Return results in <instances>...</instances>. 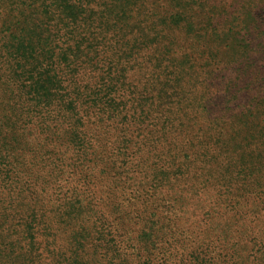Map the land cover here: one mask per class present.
<instances>
[{
    "label": "trees",
    "instance_id": "trees-1",
    "mask_svg": "<svg viewBox=\"0 0 264 264\" xmlns=\"http://www.w3.org/2000/svg\"><path fill=\"white\" fill-rule=\"evenodd\" d=\"M137 9L140 0H0V264L204 263L182 239L123 240L170 209L157 190L126 181L120 165L104 197L90 180L95 161L120 153L125 129L109 107L147 101L172 68L153 65L160 39L130 26ZM66 184L90 200L89 216L60 199Z\"/></svg>",
    "mask_w": 264,
    "mask_h": 264
},
{
    "label": "rangeland",
    "instance_id": "rangeland-1",
    "mask_svg": "<svg viewBox=\"0 0 264 264\" xmlns=\"http://www.w3.org/2000/svg\"><path fill=\"white\" fill-rule=\"evenodd\" d=\"M140 6L127 13L130 26L148 27L149 38L160 39L149 50L153 65L172 68L147 101L109 107L125 129L120 153L95 161L90 180L101 181L103 196L104 187H114L105 178L122 168L126 181L144 182L169 204L126 227V243L142 239L157 248L174 237L203 264H264V0ZM103 123L112 130V121ZM66 185L60 199L76 201L75 210L89 216L90 200L68 196Z\"/></svg>",
    "mask_w": 264,
    "mask_h": 264
}]
</instances>
